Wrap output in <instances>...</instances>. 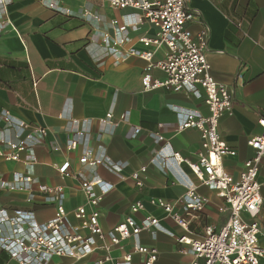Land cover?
Wrapping results in <instances>:
<instances>
[{
  "label": "crops",
  "instance_id": "0c3cea01",
  "mask_svg": "<svg viewBox=\"0 0 264 264\" xmlns=\"http://www.w3.org/2000/svg\"><path fill=\"white\" fill-rule=\"evenodd\" d=\"M186 10L193 16L185 26L189 36L206 33L211 77L232 87V113L221 118L218 131L221 143L234 151L224 166L236 178L254 156L247 140L261 133L257 121L264 117V0H190ZM157 28L138 9H108L98 0H0V150L7 151L4 140L24 149L22 163L0 158V212L28 211L37 223L56 216L41 194L26 202L30 193L12 189L15 173L31 176L33 189L62 187L70 223L86 203L88 184L91 198L101 196L96 211L103 238L86 236L49 264H96L105 257L112 259L106 264H121L127 255L130 264H145L151 249L154 264H202L178 239L200 241L206 229L218 232L228 221L223 192L202 185L185 164L165 160L174 153L196 163L199 134L182 125L187 116L207 117L208 110L204 95L187 99L181 87L163 84L161 70L127 54ZM164 50H156L153 61ZM137 127L141 133L135 137ZM84 155L95 165L80 164ZM65 160L70 167L61 175ZM113 169L136 172L141 185ZM259 171L263 181L264 159ZM189 184L208 201L201 212L185 207ZM152 199L170 203L185 227L166 218ZM136 202L144 210L135 220L145 224L150 216L158 229L112 245L113 229L127 221ZM256 220L264 222V213ZM6 263L17 264L0 249V264Z\"/></svg>",
  "mask_w": 264,
  "mask_h": 264
},
{
  "label": "built area",
  "instance_id": "2783aa9c",
  "mask_svg": "<svg viewBox=\"0 0 264 264\" xmlns=\"http://www.w3.org/2000/svg\"><path fill=\"white\" fill-rule=\"evenodd\" d=\"M98 1L101 7L108 9H138L150 25H157L158 28L152 37L142 36L126 51L127 54L145 61L147 69L161 70L167 77L163 84L181 87L187 99L204 95L208 116H187L182 125L184 128L195 129L199 134L200 152L196 163L174 153L166 155L165 160L176 166L185 164L202 185L211 184L215 190L223 192L229 218L218 232L206 229V236L200 241L181 237L178 242L192 251L196 259H203L202 264H264V222L256 220L260 212L264 213V180H258L260 165L264 159V117L257 121L261 133L247 140V146L254 152V156L244 162L242 171L235 178L224 166L234 156V151L221 143L218 131L221 118L232 113V87L219 85L211 77L212 64L205 52L206 33L202 31L195 37H190L186 32V23L193 19L186 10L190 0ZM84 3L81 8L85 10ZM83 14L84 17L89 15L87 11ZM161 48L165 49L163 58L153 61L155 51ZM8 117L9 111L4 109L3 120L8 121ZM37 132L43 135L46 133L43 129H37ZM140 133L139 127L133 129V136L136 137ZM1 143L7 147V151L0 150V158L6 164L23 162V147L9 140ZM75 147L76 144L71 143L69 149L74 150ZM79 162L95 165L89 161L87 155L81 157ZM69 167L70 162L65 160L58 167L59 174L64 175ZM113 170L128 174L137 185H141L136 172L126 169ZM32 180L29 175L15 173L12 189L30 193L26 202H30L35 192L41 194L47 203L55 206L56 216L44 223H37L28 211L16 214L1 211L0 249L7 252L10 260L16 261L17 264H49L53 258L65 256L70 247L80 243L86 236L103 238L96 211L101 196L90 197V184L83 189L87 198L85 205L76 209L73 214L74 223H70L61 197L62 187L33 189ZM187 186L184 197L186 209L201 212L208 203L207 199L196 192L193 184ZM150 204L162 209L165 217L178 226L185 227V223L174 212L170 203L152 199ZM88 208L91 209L89 217ZM143 210L141 202L131 206L127 221L113 229V235L110 237L112 245L117 246L122 240L137 237L141 231L158 229V220L150 216L145 218V224L135 220L134 216ZM134 249L136 252L142 251L138 244ZM155 257L156 250L151 249L145 264H154ZM111 261L110 257H105L99 259L96 264ZM130 262L131 257L127 255L121 264Z\"/></svg>",
  "mask_w": 264,
  "mask_h": 264
}]
</instances>
